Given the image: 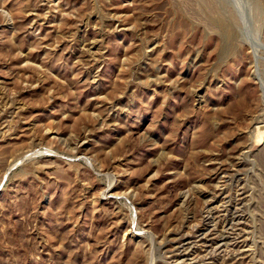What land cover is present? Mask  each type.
Wrapping results in <instances>:
<instances>
[{"label": "rangeland", "instance_id": "374dc122", "mask_svg": "<svg viewBox=\"0 0 264 264\" xmlns=\"http://www.w3.org/2000/svg\"><path fill=\"white\" fill-rule=\"evenodd\" d=\"M0 264H264V0H0Z\"/></svg>", "mask_w": 264, "mask_h": 264}, {"label": "bare ground", "instance_id": "6f19581e", "mask_svg": "<svg viewBox=\"0 0 264 264\" xmlns=\"http://www.w3.org/2000/svg\"><path fill=\"white\" fill-rule=\"evenodd\" d=\"M212 2V1H211ZM214 242H213V244H218V248H220L222 245H224L225 243H224V241H226V239H223L222 237H216L214 240H213ZM222 243H224V244H222ZM237 245V244H236ZM222 248V247H221ZM220 248V249H221ZM241 249V248H240Z\"/></svg>", "mask_w": 264, "mask_h": 264}]
</instances>
